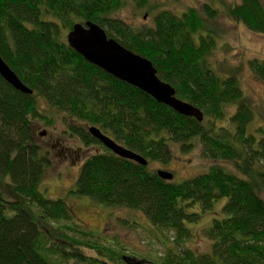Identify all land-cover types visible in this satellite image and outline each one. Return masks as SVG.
Returning a JSON list of instances; mask_svg holds the SVG:
<instances>
[{
	"label": "trees",
	"instance_id": "1",
	"mask_svg": "<svg viewBox=\"0 0 264 264\" xmlns=\"http://www.w3.org/2000/svg\"><path fill=\"white\" fill-rule=\"evenodd\" d=\"M130 2L145 20L134 27L118 16L126 0H0V57L32 92L0 77V264L100 261L82 249L123 264L125 255L95 243L98 233L76 217L72 203L80 197L130 210L148 233L163 234V254L153 264H264V133L250 131L254 113L235 75L214 69L219 32L211 26L219 5L234 23L264 34V0H204L179 12ZM86 21L149 60L177 98L201 110L202 122L86 62L66 42L73 25ZM247 67L264 84V60L251 59ZM57 119L65 135L103 151L82 162L64 198L48 199L40 184L52 155L35 131ZM93 126L147 166L111 153L87 132ZM196 147L215 164L192 178L168 182L148 168L167 165L174 150L188 154ZM201 221L206 226L192 232ZM196 231L208 241L203 253L187 245Z\"/></svg>",
	"mask_w": 264,
	"mask_h": 264
},
{
	"label": "rangeland",
	"instance_id": "2",
	"mask_svg": "<svg viewBox=\"0 0 264 264\" xmlns=\"http://www.w3.org/2000/svg\"><path fill=\"white\" fill-rule=\"evenodd\" d=\"M203 1L149 0L150 6L169 7L175 12L189 7L199 8ZM227 1L230 2L231 0ZM218 7L222 11L221 15L211 24L219 32L217 48L212 57L214 69L220 75H235L254 113L250 131L261 130L264 133V84L247 67V63L251 59L264 60V34H254L243 25L234 23L225 16L224 6L220 7L218 5ZM118 16L133 27L145 21L142 19L141 14L138 16L135 13L134 5L130 0H126V3L118 12ZM145 19H147V16ZM208 25L210 26L209 23ZM65 129V125L59 119L54 121L50 127L36 126V135L41 138V141L38 140L39 143L49 150L52 155V165L45 172L40 184L42 194L48 199L64 198L73 187L82 162L92 154L103 151L97 145L84 147L77 138L65 135ZM42 132L45 133L44 136H40ZM213 164L215 163L209 159L202 158L201 148L196 147L188 154H180L174 150V157L167 165L150 163L148 168L150 171L155 172L157 170L169 171L173 174V182L179 183L183 179L196 176ZM223 165L232 167L228 163H223ZM72 206L76 217L85 229L94 236L98 233L97 237L93 238L95 243L102 247L112 244L114 245L112 246L114 247V256L119 255V253L125 255L126 259L122 261L123 264H153L151 260H156L158 256L163 254L164 235L159 233L155 235L143 229V226L148 224L140 215L133 217L132 212L125 208L109 210L84 197L74 199ZM220 207L221 203L218 202L213 206L212 211H218ZM211 215L210 213L202 220L206 221ZM123 220L131 223L136 222L141 227L122 228L121 222ZM205 226L204 222L201 221L199 225L191 226V231H199ZM147 228L149 227L147 226ZM196 235L190 241H187V245L195 252L203 253L206 251V247L209 246L208 241L201 232ZM93 239L90 240L93 241ZM82 251L87 256L99 258L102 261L95 262V264L121 263L117 260L112 262L90 249H82Z\"/></svg>",
	"mask_w": 264,
	"mask_h": 264
},
{
	"label": "water",
	"instance_id": "3",
	"mask_svg": "<svg viewBox=\"0 0 264 264\" xmlns=\"http://www.w3.org/2000/svg\"><path fill=\"white\" fill-rule=\"evenodd\" d=\"M66 42L86 62L139 89L174 112L202 122L201 110L177 98L174 88L158 78L149 60L122 47L113 38H108L105 31L97 24L91 21L74 24L66 34ZM0 77L13 89L24 94L32 93L1 57ZM87 132L114 155L141 166L147 165V161L142 156L114 142L96 127H88ZM43 134L41 133V136ZM156 175L165 181H171L173 178L172 174L165 170H157Z\"/></svg>",
	"mask_w": 264,
	"mask_h": 264
},
{
	"label": "bare ground",
	"instance_id": "4",
	"mask_svg": "<svg viewBox=\"0 0 264 264\" xmlns=\"http://www.w3.org/2000/svg\"><path fill=\"white\" fill-rule=\"evenodd\" d=\"M133 152H134V151H133ZM135 153H136V152H135ZM147 164H148V162H147ZM146 166H147V165H146ZM165 171H166V170H165ZM168 172H169V171H168ZM170 173H171V172H170ZM171 174H172V173H171ZM172 176H173V174H172ZM172 180H173V178H172ZM172 180H171V181H172ZM168 182H170V181H168Z\"/></svg>",
	"mask_w": 264,
	"mask_h": 264
}]
</instances>
